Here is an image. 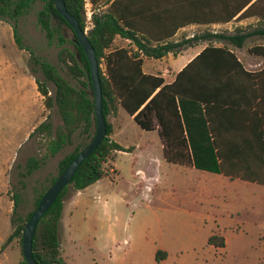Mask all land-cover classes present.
Listing matches in <instances>:
<instances>
[{
  "label": "trees",
  "instance_id": "16d2710c",
  "mask_svg": "<svg viewBox=\"0 0 264 264\" xmlns=\"http://www.w3.org/2000/svg\"><path fill=\"white\" fill-rule=\"evenodd\" d=\"M34 1L0 0V19L10 23L15 43L20 49L27 48L22 44L18 34L17 21L30 10ZM42 1V8L36 14L37 23L49 43L57 35L58 62L76 81V85L65 78L49 61L34 55L31 57L32 63L38 66L44 76L43 80L37 77V69L29 63V70L34 75L38 90L43 96L45 109L55 106L61 124L53 128L52 122L46 119L34 128L30 138H39L38 151H41V155L31 156L27 160L26 169L21 172V176H28L47 157L55 155L64 146L72 143L75 134L82 138V141L61 158L58 163V174L52 177L49 184L39 193L35 207L56 177L93 138L96 129L94 96L86 55L79 43L61 32L63 26L68 27L71 32L72 29L53 6V0ZM64 2L67 10L85 30L87 27L85 0ZM90 2L93 11L91 26L86 32L98 63L106 135L93 152L83 159L70 183L60 191L49 209L39 219L32 238V254L39 264L51 262L66 264L58 235L65 199L71 192L84 189L106 176V165L114 158L116 151L130 150V147L125 148L110 138L112 131L107 120L108 115L114 114L120 105L128 114H134V121L142 129L151 130L157 125L163 143L164 159L170 163L192 166L194 160L179 112L178 98L188 97L204 102L205 106L207 104L206 98L201 94L202 90L197 88L199 83H204L203 79L207 78V69L205 65L198 66V63L192 62L213 45L212 41H225L241 47L245 39L251 35L264 36V0H90ZM204 9L207 16L203 15ZM235 16L238 19L257 17L256 27H236L230 33L205 31L202 35H193L176 42L173 39L181 27L191 24L227 23ZM116 36L130 40L131 45L113 47ZM199 39L206 40L207 46L177 73L172 82L165 83L162 77L142 71L145 57L160 58L168 52L175 53L183 45ZM68 44H72L74 48ZM224 46L227 51V45ZM248 51L264 57V44L253 45ZM230 55L235 58L233 53ZM234 65L251 80L255 88L256 96L260 99L255 107L262 111L261 123L264 126V63L254 72L246 71L242 63ZM47 83L52 84L50 94ZM262 136L264 137V130ZM215 155L220 160L217 172L264 185V146L252 149L251 155H245L240 151L228 155L226 150L215 146ZM229 158L245 162L250 159L249 161L256 166L253 164L244 167L231 166L226 161ZM12 201L14 213L19 204L17 193L13 194ZM33 210L25 219L17 220V223L14 217L11 218L14 229L8 237L9 240L17 236L22 243L24 223ZM208 244L222 248L225 246L224 237L213 233L208 237ZM165 257L164 250L158 249L155 252L157 261ZM21 264H27L24 258Z\"/></svg>",
  "mask_w": 264,
  "mask_h": 264
},
{
  "label": "crops",
  "instance_id": "0c3cea01",
  "mask_svg": "<svg viewBox=\"0 0 264 264\" xmlns=\"http://www.w3.org/2000/svg\"><path fill=\"white\" fill-rule=\"evenodd\" d=\"M203 15L207 16L205 9ZM237 16L227 23L191 24L181 27L173 39L176 42L193 35H202L205 31L221 32L218 28H224L231 22L238 27L258 19L254 16L238 19ZM10 28L0 22V145L2 148L17 147L18 151L31 139V132L41 122L49 119L53 128H56L61 124V119L58 116L57 122L51 120L52 112H57V109L55 106L45 109L43 96L38 90L34 75L29 70V63H23V49L16 45ZM205 41L202 39L192 41L180 47L175 53L168 52L160 58L145 57L142 71L158 75L165 83H170L179 71L205 49L207 46ZM128 45H131L130 40L120 36H116L113 42V47ZM227 47L226 51L224 44L213 42L210 48L192 62L198 63V66L205 65L207 69V78L203 79L204 83H199L197 86L206 98V106L204 102L192 98H178L179 112L194 164L184 166L167 162L163 157V143L158 133V126L151 130L142 129L134 121V114H128L119 105L115 113L109 114L107 118L112 131L110 138L125 148L130 147V150L116 151L114 158L107 163L106 176L67 196L58 229L60 240L61 235L64 234H67L71 240L81 237L82 234L76 230V227L81 219L85 226L90 223L89 207H96L97 203H100L101 207L108 209L111 206L109 198L117 197L116 202H126L125 196L127 194L132 196L133 192L139 193L147 202L155 198L156 194L159 200H162L172 195V190L180 184L183 174L187 179L198 180L199 192L211 193V195L218 181L226 179L245 181L216 171L220 160L215 155V146L226 150L228 155L239 151L251 155L252 149L264 146L262 111L255 107L260 99L256 96L251 80L234 65L238 62L242 63L246 71L254 72L262 67L264 57L249 51L245 52L242 46ZM230 53H233L235 58ZM6 127H9L8 133ZM16 135L17 139H15ZM249 160L245 162L229 158L226 161L235 167L250 164L256 166ZM120 176L130 181L126 190L117 188L116 178ZM85 193L91 195L84 196ZM10 212L11 203L9 204L7 175L4 170L0 175V221L7 230L11 227ZM112 226L109 225L102 236L114 241L115 231ZM225 229V226L216 224L209 234L222 235L226 246ZM8 235L9 232H5L0 237V241H4ZM179 239L174 229L171 236L163 235L160 238L153 251L164 250L167 256ZM95 248L98 251L102 250L99 242L95 243Z\"/></svg>",
  "mask_w": 264,
  "mask_h": 264
},
{
  "label": "rangeland",
  "instance_id": "374dc122",
  "mask_svg": "<svg viewBox=\"0 0 264 264\" xmlns=\"http://www.w3.org/2000/svg\"><path fill=\"white\" fill-rule=\"evenodd\" d=\"M43 1L35 0L30 10L19 17L17 31L21 37L23 49V63L37 69V77L44 79L38 66L32 63L31 57L49 61L57 67L60 73L71 83L76 81L58 62L57 35L51 43L37 23V11L42 8ZM86 13L91 11L89 2L85 7ZM0 22L11 27L7 20ZM87 30L90 23L87 20ZM238 27H256L252 20ZM236 28L234 23L218 28L223 33H230ZM12 31V27L10 28ZM67 38H72L71 30L63 26L61 31ZM219 44L233 46L225 41H212ZM204 43H208L205 41ZM264 43V36L251 35L245 39L242 49ZM74 48L72 44H68ZM48 89L52 84L47 83ZM52 90L49 92V94ZM51 120L58 121L57 112H52ZM11 131V130H10ZM9 132V127H6ZM17 139V135L15 137ZM39 138H31L23 147L0 145V175L6 172L7 194L11 203L10 222L25 219L35 207L39 193L47 186L50 179L58 174V163L61 158L73 150L82 138L73 137L72 143L64 146L58 153L47 157L37 169L28 176H21L26 169L27 160L31 156L40 157L38 151ZM107 167V165H106ZM117 188L126 190L129 179L116 178ZM176 185L172 195L159 200L157 194L150 202L142 199L139 193L126 195V202H116L117 197L109 198L111 206L106 209L97 203L96 207H89L91 221L85 226L83 219L76 230L82 235L71 240L67 234L61 235V246L64 249L62 257L66 264H264V186L254 182L242 180H224L216 182L211 195L199 192L198 180L187 179L184 174ZM112 183V182H111ZM159 187L157 189L158 193ZM201 190V189H200ZM19 195V204L13 213V194ZM85 193L84 196H90ZM88 208V205H86ZM84 210V209H83ZM224 218V219H223ZM175 222V225H174ZM222 222V223H221ZM216 224L225 226L227 245L217 249L208 244L211 228ZM222 224V225H221ZM113 225L115 240L102 236L105 229ZM14 225L5 228L0 221V237L12 233ZM176 230L179 242L171 248V253L160 261L155 259L154 246H157L162 236H171ZM9 235L0 241V264H21L23 260L22 243L15 236L9 240ZM99 242L102 250L95 248ZM157 242V243H156Z\"/></svg>",
  "mask_w": 264,
  "mask_h": 264
},
{
  "label": "water",
  "instance_id": "95a60500",
  "mask_svg": "<svg viewBox=\"0 0 264 264\" xmlns=\"http://www.w3.org/2000/svg\"><path fill=\"white\" fill-rule=\"evenodd\" d=\"M53 6L66 20L72 29V40L82 47L90 68V78L94 96V113L96 119V129L93 138L87 145L74 157L67 167L56 177L55 181L43 193L29 219L24 223L22 232V253L27 264H39L32 254V238L39 219L49 209L60 191L66 187L78 166L85 157L93 152L106 135V121L102 107V90L98 73V63L94 49L88 39L86 30L82 29L77 19L67 10L64 0H53ZM49 264H61L51 262Z\"/></svg>",
  "mask_w": 264,
  "mask_h": 264
},
{
  "label": "built area",
  "instance_id": "2783aa9c",
  "mask_svg": "<svg viewBox=\"0 0 264 264\" xmlns=\"http://www.w3.org/2000/svg\"><path fill=\"white\" fill-rule=\"evenodd\" d=\"M89 2H90V0H85V7H87V5L89 4ZM86 15H87V20H88V22L91 25V15H92L91 11L87 12Z\"/></svg>",
  "mask_w": 264,
  "mask_h": 264
}]
</instances>
